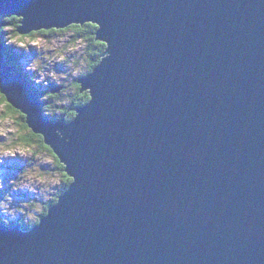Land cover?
<instances>
[{
    "label": "water",
    "instance_id": "obj_1",
    "mask_svg": "<svg viewBox=\"0 0 264 264\" xmlns=\"http://www.w3.org/2000/svg\"><path fill=\"white\" fill-rule=\"evenodd\" d=\"M0 15L21 34L92 22L107 44L79 78L90 100L54 122L0 31L1 92L72 178L30 229L0 221V264H264V0H0Z\"/></svg>",
    "mask_w": 264,
    "mask_h": 264
},
{
    "label": "rangeland",
    "instance_id": "obj_2",
    "mask_svg": "<svg viewBox=\"0 0 264 264\" xmlns=\"http://www.w3.org/2000/svg\"><path fill=\"white\" fill-rule=\"evenodd\" d=\"M18 27L7 24L4 31L0 30L2 42L8 46L9 56H13L21 71L32 79L34 89L41 92L43 100L50 101L49 110L57 113L59 105L70 104L69 98L76 93L79 78L89 74L84 75L89 70L85 55L88 40L71 25L64 28L65 31L52 28L26 34L19 33ZM58 88L61 90L57 91ZM3 95L6 101H2ZM8 104L16 109L1 92L0 82V219L8 225L19 220L33 224L45 209V203L63 188L64 175L57 167L54 152L43 149L36 139L31 144L20 140L29 130L24 129L20 116L12 113ZM19 111L26 122L27 113ZM60 119L52 120L57 122ZM41 136L45 140L43 134Z\"/></svg>",
    "mask_w": 264,
    "mask_h": 264
},
{
    "label": "trees",
    "instance_id": "obj_3",
    "mask_svg": "<svg viewBox=\"0 0 264 264\" xmlns=\"http://www.w3.org/2000/svg\"><path fill=\"white\" fill-rule=\"evenodd\" d=\"M18 21H19V18L16 17L15 15L0 16V30L4 31L7 24H14L15 26L18 27ZM71 27L76 29L77 31H79V34H82L83 37H86L88 40L85 55L87 56L86 61H87V65H88L89 70H88V72L84 73V75H85L87 73H90L103 59V54L107 48V44L104 41L96 39L95 33L98 29V26L95 23L89 22V23H85L84 25L75 24V25H71ZM65 30L66 29H64L63 31H65ZM3 34H4V32H3ZM7 47L8 46L6 45L5 54L7 55L9 61L13 65H16L19 70H21V68H19L16 60L13 59V56L12 55H11V57L9 56L11 52L7 51ZM24 74L26 75V73H24ZM27 78L32 83V79H30L28 76H27ZM76 85H77V91L73 96H71L69 98L70 104L66 105V106L65 105H59L60 110H58V112H57L58 114L55 111L53 112V111L49 110L48 107H51L50 101L47 99L43 100V95L40 94L41 99H42V103H43V109L45 111L44 113L48 118L56 120L58 118H62L65 116L67 120H71L76 114V108L89 101V99H90L89 93L87 91L82 92L80 89V84L78 82L76 83ZM36 90L39 91L38 89H36ZM52 97H55V96H52ZM2 101H6V97L4 95L2 96ZM8 105H9L12 113L18 114L20 116V118L23 122L24 129H26L27 131L29 130L26 135L21 136L20 140L23 141L25 144H31L36 139L37 142L39 143L38 144L39 146L41 145L43 147V149H46V150L53 153L52 149L45 144L43 137L41 135L33 133L28 128V126L25 122V116L19 110L13 108L10 104H8ZM7 114H9V113H7ZM55 157H56V160L58 161L57 167L59 168L60 171L63 172V175H64V181H63L64 186L53 199H50L47 203H45V205H46L45 209L41 212V214H39L40 216L38 217V219H36L35 223H37L39 221L40 217L47 212L48 208L52 204H54L58 201L59 196L66 191V189L69 187V185L72 182V178L64 172V165L59 161V159L57 158L56 155H55ZM0 221H3V220L0 219ZM35 223L31 224L28 221L19 220L16 222H11L10 225L19 224L24 229H30Z\"/></svg>",
    "mask_w": 264,
    "mask_h": 264
},
{
    "label": "bare ground",
    "instance_id": "obj_4",
    "mask_svg": "<svg viewBox=\"0 0 264 264\" xmlns=\"http://www.w3.org/2000/svg\"><path fill=\"white\" fill-rule=\"evenodd\" d=\"M5 50H6V49H5ZM4 55H6V54H5V51H4Z\"/></svg>",
    "mask_w": 264,
    "mask_h": 264
}]
</instances>
